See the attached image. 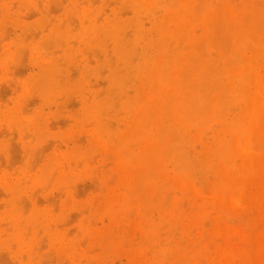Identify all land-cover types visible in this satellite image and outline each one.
<instances>
[{"label":"bare ground","instance_id":"bare-ground-1","mask_svg":"<svg viewBox=\"0 0 264 264\" xmlns=\"http://www.w3.org/2000/svg\"><path fill=\"white\" fill-rule=\"evenodd\" d=\"M43 3L50 4L41 9ZM52 3L61 9L55 17ZM30 9L38 13L35 20L24 17ZM9 23L19 32L4 40ZM24 61L30 72L21 77L15 70ZM100 78L106 88L98 87L104 86ZM0 80L13 88L7 89L10 101L3 92L8 103L2 98L0 103V155L14 157L19 143L22 150L20 164L10 154L7 158L14 161L9 167L19 164L18 169L5 166L0 174V264H106L108 251L117 245L115 228L114 233L98 231L89 209L88 217L95 220L81 219L71 233L64 229L68 210L82 215L89 204L102 201L110 221L116 223L124 212L118 220L124 222L134 217L135 211L123 210L133 200L138 219L123 247L131 242L136 248L131 256L140 264H246L251 259L252 239H247L250 245L245 239L240 243L248 250L244 259L235 245L244 234L237 231L245 230L229 227L225 213L216 218L227 220L225 225L212 222L220 225L222 248H203L208 238L198 240L195 234L210 233L215 218L210 205L229 214L252 206L264 179L259 150L264 142V0H0ZM71 97L79 101L73 121L63 116ZM54 106L68 120L66 127L73 125L52 140L56 146L50 149L54 143L46 141L55 128L50 130L45 110ZM119 110L131 120L119 119ZM6 129L17 138L4 135ZM12 139L19 140L16 147ZM61 139L69 142L64 150ZM96 155L113 163L109 173L117 175L118 187L83 202L78 179L88 175L101 182L95 174L100 170H92ZM210 168L218 174L212 176L216 183L202 190L192 178ZM50 190L61 200L49 196ZM107 235L113 237L110 244ZM256 242L261 253L264 234ZM151 245L148 257L142 251Z\"/></svg>","mask_w":264,"mask_h":264},{"label":"rangeland","instance_id":"rangeland-1","mask_svg":"<svg viewBox=\"0 0 264 264\" xmlns=\"http://www.w3.org/2000/svg\"><path fill=\"white\" fill-rule=\"evenodd\" d=\"M50 4V3H49ZM49 4H47V3H43L41 6H43V7H41L40 6V8L42 9H44V7L45 6H49ZM53 4V5H52ZM51 4V7H49V9L53 12V11H55V14H54V12L53 13H51L52 14V16L53 17H55L56 15H58L59 13H60V11L59 10H61V9H58L60 6L59 5H56V3H52ZM52 6H53V9H51L52 8ZM56 6H58V7H56ZM55 8H57V9H55ZM35 10V9H34ZM41 11V10H40ZM43 11V10H42ZM57 11H59L57 14H56V12ZM30 12V13H29ZM27 11L26 13H27V15H24V17L26 18L27 16H28V18H30V19H32V18H34L35 16H36V13H37V11H33V9H32V11H31V9H30V11ZM32 12V13H31ZM39 12V11H38ZM25 13V14H26ZM30 14V15H29ZM38 14V13H37ZM33 16V17H32ZM14 17H15V15H14ZM37 17V16H36ZM24 18V19H25ZM26 20V19H25ZM33 20H35V18L33 19ZM33 20H28L27 19V21L28 22H32ZM11 26V27H10ZM9 27H10V29H9ZM14 28V29H13ZM17 30H18V32H19V28H17L13 23H9L8 25H6V31H8V33L7 34H5L4 32H3V35H2V38H3V36H5V39L4 40H8V38L9 39H12L14 36H15V33H18L17 32ZM15 31V32H14ZM5 34V35H4ZM10 36V37H8V36ZM13 36V37H12ZM7 37V38H6ZM27 60V59H26ZM25 60V61H26ZM24 61V62H25ZM28 62V61H27ZM22 65H21V64ZM19 63V67L18 66H16V68H17V70H15V71H17L18 72V69H19V72L18 73H20V75H21V77H23V74L22 73H24V75L26 76L29 72H30V67H28V66H30L29 65V63H26V65H24L23 64V62H20ZM21 65V66H20ZM28 65V66H27ZM26 72H27V74H26ZM24 76V77H25ZM101 79V78H100ZM102 79H104L105 80V78L104 77H102ZM102 79L100 80L101 82H103V85L104 86H99L98 84H97V81H99V79L98 80H94L95 82V84H97L98 85V87H107V85L105 86V81L103 80L102 81ZM3 83V85H1ZM5 83V84H4ZM98 83H100V82H98ZM9 84V85H8ZM101 84V83H100ZM6 85H7V87H6ZM11 84L10 83H7L6 84V82H3V81H1L0 80V99L2 98L4 101H6L7 99L10 101V98H11V96L12 95H10V94H8V92H9V90H10V92L12 91V89L13 88H11V87H9ZM5 86V87H4ZM96 86V85H95ZM4 87V88H3ZM11 88V89H10ZM1 89H3V90H1ZM7 89H9V90H7ZM2 91V92H1ZM3 92H5V93H7L6 94V96L4 95L5 93H3ZM5 96V99L3 98V95ZM72 98H73V101L71 102V100H72ZM0 100V103H2L3 102V100ZM74 100H75V102H74ZM78 101V99L77 98H75V97H71L70 98V100H69V102H68V105H70L72 108H74L73 110H72V108H70V106H69V109H67L68 108V106H67V108L65 109L66 111H64L63 110V112H65V114L63 115V114H61V113H59L58 112V109L55 107V110H52L53 109V106H52V111L53 112H51V110H48V112H47V109L45 110V112H46V116H47V120H48V126L50 127V130L52 129V128H55L54 130L52 129L51 130V135H49L47 138H48V140L46 141V143H48V142H50V140H51V142H53L52 140H57V139H55L56 138V136L57 135H60V134H65L66 132L67 133H69L71 130H72V128H68V127H72V125H73V122H71V124L69 123L68 124V127H66L67 125H66V123H67V121L65 120L66 119V117L68 118V119H70L71 121H73L72 119V116H73V114L75 113V111L77 110L76 109V106H75V104L76 103H78L77 102ZM70 102L71 103H73V104H70ZM3 103H8L7 101L6 102H3ZM76 105H78V104H76ZM74 106V107H73ZM50 111V112H49ZM122 114L121 115H119V119H125L126 121H130L131 120V118L130 117H128V116H130L129 114H127L126 113V115H125V113H124V110H119ZM62 112V111H61ZM69 112V113H68ZM64 116L65 117V119L63 120L62 118H61V116ZM62 116V117H63ZM50 117L52 118V119H50ZM60 117V118H59ZM63 117V118H64ZM127 117V118H126ZM58 118V119H57ZM128 118H130V120H128ZM114 119H115V121H114ZM119 119L117 118V117H114L113 119H112V125H113V123H114V125L113 126H117L115 129H117L118 128V121H119ZM52 120V121H51ZM56 120V121H55ZM60 120H61V122H60ZM124 120V121H125ZM1 121H3V120H1ZM54 121V122H53ZM51 122V123H50ZM52 122H53V124H52ZM61 124H60V123ZM63 122V123H62ZM55 123L56 124H59V125H55ZM0 126H1V128H2V125H1V122H0ZM58 127V129L56 128V127ZM63 127V128H67V129H61L60 127ZM0 128V129H1ZM60 128V129H59ZM3 130H4V127H3ZM2 130V131H3ZM0 132H1V130H0ZM3 132H5L4 133V135H13L15 138H17V135L16 134H14V133H9V131L6 129L5 131H3ZM1 135H2V133H0ZM0 135V136H1ZM3 136V135H2ZM1 136V137H2ZM0 137V138H1ZM84 139L86 138V137H83ZM12 141H14V139H12L11 140V142ZM16 142V143H15ZM18 142H19V140L17 139V140H15L14 142H12L11 144H13V143H15V144H13V147H16L15 145H17L18 144ZM60 142H64L63 143V145H61L60 144ZM59 142V144H60V146H59V144H57L59 147H61L63 150L64 149H66L67 148V146H66V144H67V140H62L61 139V141ZM46 143H45V147L47 146L46 145ZM54 144L52 145V147H51V144L52 143H50V149L51 148H53V146H56V143L55 142H53ZM69 143V142H68ZM11 144H10V147H11ZM20 144V143H19ZM18 144V149L17 148H14V150H15V154L13 155L14 157H12V153L11 152H9L8 153V156L7 155H5L4 153L3 154H1L0 155V160L2 159V158H4L3 160H1L0 161V168L2 169V171H0V174H3V172H4V170H6V167L5 166H8L7 167V169L9 168H11V167H9L10 166V164L9 163H11V162H14V161H17L19 164H20V162L18 161L19 159H20V157H19V153L21 152L22 153V150H21V147H20V149H19V145ZM10 147H9V150H10ZM49 147V146H48ZM260 148H259V150H260V154L263 152V154H262V156L264 155V142L262 143V142H260V146H259ZM17 149V150H16ZM46 149H48V148H46ZM49 149V150H50ZM14 150H12V148H11V151H14ZM19 150H21V151H19ZM17 151H19V152H17ZM16 153H18V155H16ZM20 153V156H22V154ZM9 154H10V159H15L14 161L13 160H11V161H9L10 159H7L8 157H9ZM96 153H94L93 155H95ZM99 154V153H98ZM98 156V157H97ZM260 156V155H259ZM92 157H94V156H92ZM19 158V159H18ZM22 158V157H21ZM97 158V159H96ZM17 159V160H16ZM96 159V160H95ZM95 159H93L94 161H95V163H94V161H93V165H92V170H93V172H94V168H95V170H97V168L100 170V171H98L97 170V172L95 173V174H99L100 173V175H98V177H100V180H98L99 182H100V184L98 183V185H97V183L95 182H93L91 179V176H83V177H81V178H79L78 179V181H77V183H76V185L78 186V187H76L77 188V191H78V193H79V195H80V198H81V201L83 200V202L84 201H88V199H90V198H92L94 195H97V194H100L99 196H103V195H105L106 194V192H108L107 190H109L110 188L111 189H113V190H117L116 188L118 187V178H117V175L116 174H111V173H109V172H112V167H113V163L111 162L110 164L108 163L107 164V162H104V159L101 157V156H99V155H96L95 156ZM8 160V161H7ZM6 161H7V163H6ZM97 161V162H96ZM2 162L4 163L3 165H2ZM9 162V163H8ZM110 162V161H109ZM16 163V162H15ZM14 163V164H15ZM6 164V165H5ZM12 164V163H11ZM17 164V163H16ZM15 164V165H16ZM19 164H17L15 167H18L19 166ZM106 164L108 165V166H106ZM112 164V165H111ZM98 165V166H97ZM102 165H104V166H102ZM106 166V167H105ZM15 167H12V169L13 168H15ZM104 168V170H103V168ZM0 169V170H1ZM15 169H18V168H15ZM108 169V170H107ZM208 170V171H207ZM210 170V171H209ZM211 170H212V173H211ZM207 171V172H206ZM208 172H210V174L208 173ZM205 173H207V174H205ZM209 174V175H208ZM114 176V177H111V176ZM214 175V177L216 178L217 176L216 175H218L217 174V172H216V170L214 169V168H210V169H204L203 171H201V172H198L193 178H192V180L196 183H194L195 185H197V187L198 188H200V189H204V190H206L207 191V188L208 187H210V186H212V185H214L215 183H216V180H215V178L213 177V179H212V176ZM207 176H208V178H207ZM111 177V181H112V178H115L116 177V179H113V181H112V183L114 184V185H112V184H110L111 182H110V180H108L109 178ZM203 177H206V179L205 178H203ZM90 178V179H89ZM103 178V179H102ZM89 179V180H88ZM203 179V180H202ZM212 179V180H211ZM217 179V178H216ZM85 182H83V181ZM115 180H116V182H115ZM207 181V182H206ZM260 181V183L258 182V184L257 185H259L258 186V191L259 192H257L258 193V195H257V197L254 199V204L252 205V206H243V208L242 207H240V209L237 211H235L234 213H232V214H229V213H227L225 210H222L219 206H212V205H210L211 207V209H214V210H212L211 211V209H209V212H215L214 213V215H212L213 216V218L214 219H212V221H211V223L212 222H214V221H220V224H221V222H222V224L221 225H225L226 223H224V220H223V217L219 220V219H216V218H219L221 215H225V214H227V219H230V221H228V222H230V223H228L227 222V225L229 224V225H231V226H229V227H232V225H234L235 226V228H237V230L239 229V227L240 228H242L243 230H245L244 232H241V230H238L237 232L239 233V234H243V235H241L242 236V241L240 240V242H238V240L240 239H237V243H236V248L237 249H239L241 252H242V256H243V258L244 259H246V257L243 255L244 253H246L248 250L246 249L247 247L246 246H240V243H241V245L244 243L243 242V240L245 239L246 240V242H245V245H250L249 244V239H252V240H250V243L252 244V247L251 246H249V247H251L249 250L250 251H248V253H249V257H248V253L247 254H245V255H247V257L251 260H244V262H246V264H261V262L260 261H263V263H264V250L263 251H261V253H257V251H256V244H257V240L259 239V238H261L262 236H263V234H264V216L261 218V214H263L264 215V208L262 207V204H264V179H260L259 180ZM105 182V183H104ZM109 183V185L108 184H106V183ZM115 182V183H114ZM199 182H200V186H198V184H199ZM206 182V184H204ZM104 184V185H103ZM100 185V186H99ZM106 185V186H105ZM101 186H103V187H101ZM110 186V187H109ZM99 188V189H98ZM105 188H107V189H105ZM0 189H2L1 187H0ZM84 189V190H83ZM103 189H104V191H103ZM263 189V191H261ZM99 190V191H98ZM55 192H58V191H56V190H50V192H49V196H53V197H55L56 196V198H61L60 196V194H56ZM84 192V193H83ZM94 192V193H93ZM102 192V193H101ZM262 192V193H261ZM0 196L2 195V193H3V191L1 190L0 191ZM56 194V195H55ZM83 194H84V196H83ZM262 194H263V196H262ZM57 195H59L58 197H57ZM78 195V196H79ZM2 197V196H1ZM0 197V198H1ZM42 197V199H46L44 196H41ZM84 197V198H83ZM89 197V198H88ZM260 197V198H259ZM55 198V199H56ZM80 198H78V200L80 201ZM41 199V198H40ZM41 199V200H42ZM258 199V200H257ZM57 200V199H56ZM59 200H61V199H59ZM59 200H57V201H59ZM89 206V208L87 209L86 208V210H84V212H85V214H82V215H80L81 213H78L80 210L79 209H76V208H70L69 210H68V213H67V217H66V219H65V222L66 221H68V219H70L71 220V218H72V221H74V220H79V221H74V222H72V221H70L69 220V225H68V223L66 224V227L64 228L65 230H67V231H69L70 232V230H71V233H72V231L74 230V232H77V230H78V228L77 227H74V226H79V223L81 222V219H83L84 218V220L85 219H87L86 221L89 223H92V221L93 220H95L94 218H95V216H96V219H98V220H95L94 222L97 224V227L96 226H94L98 231H103V232H105V234L107 233V231H112L113 233H114V231H115V233L113 234V236H116V239H117V245H116V247L115 248H112V249H110L109 251H108V253H107V255H106V264H140V262H139V260H137V259H135V257L134 256H131V254L133 255V254H135V249L136 248H134L133 247V245L131 244V242H129L130 244H128L129 246H128V248L126 247V248H124L123 247V244L125 245L126 244V241H127V239L130 237V236H132V233H131V231H132V226H133V224H134V222L136 221V219L135 218H137L138 219V214H137V207H138V203H136L135 204V200H133L132 201V204H130L129 203V207H125L123 210L125 211V212H127L126 210H129V211H135V214H133L134 215V217L133 218H129V219H127V220H125L126 219V215H125V218L123 219V220H125L124 222L123 221H121V222H119L120 220V217H123V215H124V212L123 213H121V214H119V218L117 219V221H116V223L115 222H112V221H110L109 220V218L107 217V216H105L106 214H105V212H104V209H103V207H104V203L101 201L100 203H98L96 206L94 205H92V204H89L88 205ZM87 206V207H88ZM258 206H259V208L261 209V211H260V209L258 208ZM93 207V208H92ZM135 207V208H134ZM208 207H209V205H208ZM214 207V208H213ZM247 208V209H246ZM89 209H91L93 212V215L91 214V212H90V210ZM215 209H217V210H215ZM219 210H222L223 212L222 213H220V211ZM250 210V211H249ZM128 211V212H129ZM217 211H219V213H217L216 214V212ZM257 211H259V212H257ZM88 212V214H86ZM72 213V214H71ZM76 213V214H75ZM78 213V214H77ZM225 213V214H224ZM89 214L90 215H92L91 216V218H89L88 216H89ZM100 214H101V216H100ZM129 214V213H128ZM127 214V215H128ZM258 214V215H257ZM72 215V216H71ZM80 215V216H79ZM155 215L156 216H158L159 215V211L158 210H156L155 211ZM249 215V216H248ZM75 216H77V217H79V218H77V217H75ZM231 216L233 217V218H231ZM238 216H242V218H243V220L245 221H243L242 220V218L241 219H239V218H237ZM75 217V218H74ZM98 217V218H97ZM106 217V218H105ZM128 217V216H127ZM131 217V216H130ZM77 218V219H76ZM105 218V219H104ZM92 221H91V220ZM122 219V218H121ZM260 219V220H259ZM90 220V221H89ZM237 220V221H236ZM99 223H98V222ZM225 221H227V220H225ZM232 221V222H231ZM72 222V224H70ZM129 224H128V223ZM115 223V224H114ZM120 223H121V225L123 226V228H122V226L120 227L119 225H120ZM124 223V224H123ZM210 223V224H211ZM219 223V222H218ZM224 223V224H223ZM239 223H240V225H239ZM243 223V224H242ZM125 224L127 225V227L125 226ZM260 224H261V226H262V224H263V226L261 227L260 226ZM68 225V226H67ZM114 226V227H113ZM211 226V225H210ZM217 226H220V225H216V224H213L212 223V226H211V231H210V233H208V234H205L202 230H199L198 232H196V234H195V237H196V239H198V240H201V239H203V237L204 238H208L207 240H206V243L205 244H203V248L204 247H206V248H209V250H211V248H222L224 245H225V243H226V241H225V238L224 237H222V236H220V235H218L217 234V231H216V227ZM234 226H233V228L232 229H234L235 230V228H234ZM237 226H239V227H237ZM246 226V227H245ZM118 227L120 228V229H118ZM248 227V228H247ZM252 227H254V229L252 228ZM76 228H77V230H76ZM115 228V230L113 231V229ZM255 228H257V230H258V228H259V230L258 231H255L256 229ZM260 228H262L261 230H260ZM214 229V230H213ZM251 229L252 230H254V231H252L254 234H252V232H251ZM119 230H120V232H119ZM197 233H198V235H197ZM201 233V234H200ZM253 236H252V235ZM125 235H127V236H125ZM246 237H245V236ZM216 237V238H218V237H220V238H218V240H216L215 239V241H218V243L219 244H217L214 240H213V237ZM214 237V238H215ZM258 237V238H257ZM112 236L110 235H107V239H109L110 241H109V244L111 243V241H112ZM105 240L107 243H108V240ZM248 239V240H247ZM126 240V241H125ZM121 241H123V243L121 244L120 242ZM125 241V242H124ZM207 242H209V243H207ZM120 245H122V246H120ZM207 245H209V246H207ZM126 246H127V244H126ZM254 246H255V248H254ZM153 246L151 245L150 246V248L152 249L151 251H152V254L150 255L149 253V251H150V248L148 249H144L143 251H142V253L144 254V252H148V257H151L152 255H153V251H154V247L152 248ZM243 251H245V252H243ZM146 252V253H147ZM2 252L0 251V254H1ZM145 253V254H146ZM3 254V253H2ZM0 255L1 257L3 256L4 257V255ZM144 256H146V255H144ZM2 257V258H3ZM109 257V258H108ZM147 257V256H146ZM261 257V258H260ZM247 258V259H248ZM253 258V259H252ZM239 259H240V257H239ZM237 260H238V258H237ZM242 261H243V259H241ZM108 261V262H107ZM236 261V260H235ZM240 261V260H239ZM237 261V262H235V264H241L242 262L240 261ZM1 263L3 262L2 260L0 261ZM209 262V261H208ZM208 262L207 263H204V264H208ZM256 262V263H255ZM257 262H259V263H257ZM183 263H186V262H183ZM92 264H98V262H96V261H94V263H92ZM160 264H164V262H162V263H160ZM166 264V263H165ZM210 264V263H209ZM245 264V263H244Z\"/></svg>","mask_w":264,"mask_h":264}]
</instances>
